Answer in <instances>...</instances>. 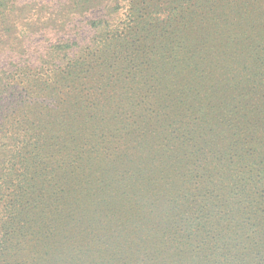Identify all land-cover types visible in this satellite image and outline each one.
I'll return each mask as SVG.
<instances>
[{"label": "trees", "instance_id": "1", "mask_svg": "<svg viewBox=\"0 0 264 264\" xmlns=\"http://www.w3.org/2000/svg\"><path fill=\"white\" fill-rule=\"evenodd\" d=\"M252 1L126 0L101 24L109 38L65 65L78 94L36 148L44 174L71 184L62 227L78 242L134 244L146 216L161 226L145 222L157 264L234 253L237 219L264 204V37L246 51L249 28L232 23Z\"/></svg>", "mask_w": 264, "mask_h": 264}, {"label": "rangeland", "instance_id": "2", "mask_svg": "<svg viewBox=\"0 0 264 264\" xmlns=\"http://www.w3.org/2000/svg\"><path fill=\"white\" fill-rule=\"evenodd\" d=\"M125 1L8 0L0 9V264H157L153 253L160 238L150 225L160 224L154 219L142 216L133 224L141 233L134 244L132 235L122 243L99 230V240L85 246L77 232L62 227L70 210L62 199H70L71 184L60 183L57 173L44 174L48 158L36 143L52 135L60 101H75L78 94L74 84L62 85L65 65L109 38L101 24L112 8L122 19ZM238 12L233 28L241 33L249 28L240 39L249 51L264 37V0ZM189 36L193 40L198 34L190 29ZM249 218V226L237 219L232 237L238 245L221 257L224 264H264V204L256 205ZM30 225L36 226L34 233ZM97 243L100 248L93 251ZM195 256L187 252L184 264Z\"/></svg>", "mask_w": 264, "mask_h": 264}]
</instances>
